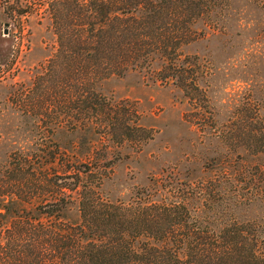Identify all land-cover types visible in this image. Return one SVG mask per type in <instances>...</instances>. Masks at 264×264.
<instances>
[{"label": "trees", "instance_id": "obj_1", "mask_svg": "<svg viewBox=\"0 0 264 264\" xmlns=\"http://www.w3.org/2000/svg\"><path fill=\"white\" fill-rule=\"evenodd\" d=\"M69 3L55 8L56 32L63 45L79 47L81 63L85 56L79 69H93L98 81L107 68L123 76L160 57L163 82L195 102L205 98L198 67L181 60L182 50L204 37L199 26L221 32L233 0H92V11L78 4L75 12ZM249 104L227 136L239 159L224 157L209 178L184 176L168 188L157 181L128 202L105 195L102 170L92 179L77 169L71 187L53 181L45 167L57 163L58 143L16 152L20 182L0 195V264H264V103Z\"/></svg>", "mask_w": 264, "mask_h": 264}, {"label": "rangeland", "instance_id": "obj_2", "mask_svg": "<svg viewBox=\"0 0 264 264\" xmlns=\"http://www.w3.org/2000/svg\"><path fill=\"white\" fill-rule=\"evenodd\" d=\"M63 1L0 0V195L19 178L17 153L52 142L60 146L57 163L45 167L53 181L71 187L77 169L92 176L102 170L113 202H128L157 181L168 188L184 176L212 177L221 159H239L229 127L243 106L264 103V0H233L221 32L197 27L204 37L185 46L181 59L198 67L206 96L196 102L173 80H161L160 57L123 76H109L105 64L98 81L93 69H79L85 56L81 63L79 47L63 45L56 32L54 11ZM68 1L74 12L79 5L91 10L92 0ZM52 122L60 128L46 127Z\"/></svg>", "mask_w": 264, "mask_h": 264}, {"label": "water", "instance_id": "obj_3", "mask_svg": "<svg viewBox=\"0 0 264 264\" xmlns=\"http://www.w3.org/2000/svg\"><path fill=\"white\" fill-rule=\"evenodd\" d=\"M5 34H8V30L7 29L5 30Z\"/></svg>", "mask_w": 264, "mask_h": 264}]
</instances>
